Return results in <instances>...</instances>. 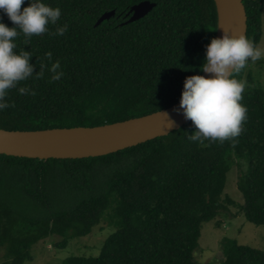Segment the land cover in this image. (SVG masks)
Returning <instances> with one entry per match:
<instances>
[{
	"label": "trees",
	"instance_id": "trees-1",
	"mask_svg": "<svg viewBox=\"0 0 264 264\" xmlns=\"http://www.w3.org/2000/svg\"><path fill=\"white\" fill-rule=\"evenodd\" d=\"M155 9L125 24L137 4ZM61 9L57 25L25 43L14 41L17 54L30 51V63L59 61L63 76L49 82L45 70L9 91L15 107L0 110V129L37 131L97 127L143 117L178 104L186 77L202 75L206 46L217 33L214 0H41ZM246 37L261 38L264 0H242ZM29 5L25 0L23 7ZM114 12L110 21L99 19ZM0 22L14 27L0 11ZM68 25L63 36L56 27ZM243 69L241 104L247 108L244 131L233 148L190 141L192 122L168 136L116 153L84 159H29L0 155V247L2 264L31 262L32 248L50 235L68 241L89 235L106 215L115 231L97 257H70L61 264H200L194 258L202 225L215 221L227 174L244 163L237 187L244 219L264 226V89ZM27 86L35 96L21 95ZM55 203L59 206L55 207ZM229 205H234L228 201ZM222 264H264V252L222 242Z\"/></svg>",
	"mask_w": 264,
	"mask_h": 264
},
{
	"label": "clouds",
	"instance_id": "clouds-1",
	"mask_svg": "<svg viewBox=\"0 0 264 264\" xmlns=\"http://www.w3.org/2000/svg\"><path fill=\"white\" fill-rule=\"evenodd\" d=\"M25 0H0V11L7 15L14 27H8L0 22V110L15 107L8 103L7 97L11 89L20 82L35 76L41 79L45 70L52 73L49 82L62 78L59 61L52 62V53L46 52L45 59L50 66L40 61L39 71L34 72L36 65L30 63L32 54L21 49L19 54L14 51V42L22 33L27 44L31 37L42 35L49 31L48 25H57L61 17V9L53 8L41 0H29V5L23 7ZM68 31V25L56 27L53 36H63ZM264 57V48L244 34L230 35L224 31L222 37L213 38L206 46V62L200 69L209 77L193 75L186 77L180 99V106L174 111L181 112L186 120H190L196 131L188 136L190 141L203 144L210 142L231 141L234 148L237 138L244 131L247 121V108L240 103L246 81L234 78L249 62L255 63ZM21 95L35 96L36 92L27 87H19ZM167 116V114H166ZM169 120V119H168ZM174 121L169 120L170 128Z\"/></svg>",
	"mask_w": 264,
	"mask_h": 264
},
{
	"label": "water",
	"instance_id": "water-1",
	"mask_svg": "<svg viewBox=\"0 0 264 264\" xmlns=\"http://www.w3.org/2000/svg\"><path fill=\"white\" fill-rule=\"evenodd\" d=\"M217 11V33L246 36V14L242 0H214ZM155 4L144 1L134 6L125 24L135 23L148 16ZM114 12L103 15L96 24L110 21ZM206 78L208 73H202ZM180 102L167 109L127 121L97 127L55 128L37 131L0 129V155L29 159H84L107 156L168 136L190 122L178 109ZM167 114V116H166ZM174 121L170 128L169 120Z\"/></svg>",
	"mask_w": 264,
	"mask_h": 264
},
{
	"label": "rangeland",
	"instance_id": "rangeland-1",
	"mask_svg": "<svg viewBox=\"0 0 264 264\" xmlns=\"http://www.w3.org/2000/svg\"><path fill=\"white\" fill-rule=\"evenodd\" d=\"M258 46L264 48V10ZM249 72L254 81L258 82L264 89V57L255 63L249 62L244 70L243 79ZM244 169V163L240 161L233 163L230 172L227 174L226 188L221 201L225 209L221 210L215 221L206 222L202 225L198 247L194 252V258L200 264L223 263L222 242L224 239L235 240L239 245L264 252V226H255L247 222L239 212L242 199L237 183L239 175ZM228 201H232L234 205H229ZM58 206L59 204L55 203V207ZM110 224V216L106 215L89 235L71 239L63 248L56 246L61 242V237L57 235L47 236L33 246L31 251L33 260L25 264H61L70 257H97L105 240L115 231V228ZM5 253V248L0 247V264L6 259Z\"/></svg>",
	"mask_w": 264,
	"mask_h": 264
}]
</instances>
